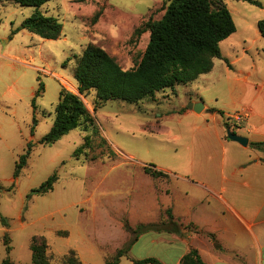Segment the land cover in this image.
Wrapping results in <instances>:
<instances>
[{
  "label": "rangeland",
  "instance_id": "1",
  "mask_svg": "<svg viewBox=\"0 0 264 264\" xmlns=\"http://www.w3.org/2000/svg\"><path fill=\"white\" fill-rule=\"evenodd\" d=\"M170 1L52 0L39 10L58 19L63 34L58 40H45L18 31L38 9L0 0V264L7 258L33 264L30 245L35 236L47 238L53 264H61L71 250L83 264H108L126 248L129 253L120 264L149 258L173 264L182 250L154 242L152 231L135 240L141 227L161 229L172 217L180 229L184 226L178 219L213 218L221 227L230 226L233 238L232 216L226 208L180 179L190 169L191 159L196 163L195 176L203 164L215 176L213 161H199L218 149L210 112H184L193 101L203 100L211 112L225 114L218 117L226 134L236 133L228 116L242 112L250 93L264 86V36L258 27L264 20V0H255L261 6L222 0L237 26V32L221 43L232 68L217 60L215 70L196 82L138 104L110 101L103 107L96 105L95 91L81 95L75 79L78 59L90 43L104 48L125 70L135 68L150 39L148 32L139 36L135 32L150 17L160 20ZM62 90L83 100L94 124L87 132L76 129L45 146L40 141L54 125ZM244 117L236 118L237 123ZM87 136L89 145H85ZM30 145L27 167L15 178L16 164ZM146 167L160 169L164 176L153 177ZM54 174L58 182L52 192L29 198ZM65 231L68 237L62 236ZM5 234L11 239L10 254ZM226 244L234 246L231 241Z\"/></svg>",
  "mask_w": 264,
  "mask_h": 264
},
{
  "label": "trees",
  "instance_id": "2",
  "mask_svg": "<svg viewBox=\"0 0 264 264\" xmlns=\"http://www.w3.org/2000/svg\"><path fill=\"white\" fill-rule=\"evenodd\" d=\"M5 1L38 9L32 17L22 24L18 31L26 30L45 40H58L62 36L63 25L59 20L47 17L39 10L52 0ZM238 1L261 6L255 0ZM258 27L264 36V20L259 22ZM147 32L150 33V39L145 53L136 67L130 70L122 68L117 60L98 44H88L83 55L78 59L74 74L80 94L85 95L95 91L96 105L99 107H103L110 101L138 104L146 98L154 97L157 93L175 89L180 84L193 83L202 75L211 73L215 66V60H223L228 67L232 68L229 59L222 54L221 43L237 32V26L232 13L222 0L218 3L213 0H171L160 20L155 21L153 17H150L135 34L139 36ZM40 89H43V84ZM218 113L221 116L225 115L223 112ZM93 124L92 116L83 100L69 91L62 90L60 101L56 107L54 125L40 143L45 146L53 145L76 129H81L84 132L89 131ZM35 125H38L37 121H35ZM34 132L35 128L32 133L34 134ZM227 139L229 138L227 137ZM87 144H90L88 136L85 145ZM250 146L264 153V143H251ZM32 149L33 146L30 145L27 153L22 155L17 162L15 178H19L22 171L27 167ZM81 149L76 151V156L82 153ZM145 172L156 178L164 176L163 172L152 168L146 167ZM57 182L58 175L54 174L38 189L32 190L29 198L44 196L52 192ZM173 219L172 217L166 229L141 227L140 230L142 231L139 232L135 240H139L143 233L151 231L169 230L172 234L180 235V225ZM2 221L5 226H8L5 219ZM61 234L64 237L69 236L66 231ZM209 238L214 242L215 250L222 251L215 235L210 234ZM4 245L7 253L10 254L12 247L9 234L4 236ZM30 246L33 264H53L48 254L49 243L45 236L33 237ZM128 253L129 249L127 248L119 250L116 256L109 260L108 264H120L121 259ZM132 261L135 264H163L156 258L133 259ZM2 264L16 263L7 258ZM61 264L83 263L76 251L71 250L63 258ZM180 264L207 263L196 249H191L182 258Z\"/></svg>",
  "mask_w": 264,
  "mask_h": 264
},
{
  "label": "crops",
  "instance_id": "3",
  "mask_svg": "<svg viewBox=\"0 0 264 264\" xmlns=\"http://www.w3.org/2000/svg\"><path fill=\"white\" fill-rule=\"evenodd\" d=\"M203 76L207 74L200 78ZM248 78L249 75L245 80ZM256 87V90L250 93V97L245 98L248 100V105L242 106V112L234 117L228 116L233 118L237 135L249 140L247 147L227 139L226 127L219 119L218 111L211 112L208 104L203 100L192 102L204 104L201 113H196L189 107L185 108V115L210 112L211 118L216 123L215 143L220 152L218 149H212L208 155L203 156L202 161H199L200 163H205L207 159L209 163L213 161L215 166L214 171L211 172L215 176L208 174L210 170L205 164L199 165V171L195 173L198 176H195L193 167L196 163L191 159L188 161L190 169L180 179L211 195L226 208V213L232 216L234 228H231L234 236L233 238L229 236L230 226L221 227L213 218L204 216L200 217L199 221L192 222L178 219L183 221L184 226L180 235L172 234L169 230L149 233L153 236L154 242L162 241L171 249L182 250L173 264H180L182 258L191 249H196L207 264H264V153L250 146L251 143H264V86ZM239 116L246 118L244 117L242 123L238 124L236 118ZM208 128L212 129L210 125ZM194 177H200L201 180H193ZM209 226L213 227L211 232L208 231ZM166 228L167 225L163 229ZM210 234L215 235L222 251L214 249V242L209 238ZM228 241L233 242L234 246H228L226 244Z\"/></svg>",
  "mask_w": 264,
  "mask_h": 264
},
{
  "label": "water",
  "instance_id": "4",
  "mask_svg": "<svg viewBox=\"0 0 264 264\" xmlns=\"http://www.w3.org/2000/svg\"><path fill=\"white\" fill-rule=\"evenodd\" d=\"M189 108L194 110L196 113H201L202 110L204 109V104L202 102L196 104L192 103L190 104ZM227 134L230 140L235 141L244 147H247L249 145V140L246 137L239 136L235 132H232L231 130H228Z\"/></svg>",
  "mask_w": 264,
  "mask_h": 264
}]
</instances>
